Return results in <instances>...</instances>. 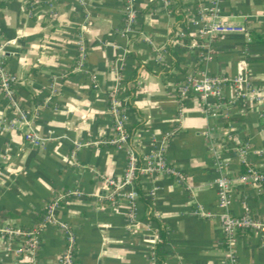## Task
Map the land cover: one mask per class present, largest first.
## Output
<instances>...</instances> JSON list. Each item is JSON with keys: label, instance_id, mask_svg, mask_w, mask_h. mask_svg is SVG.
<instances>
[{"label": "crops", "instance_id": "0c3cea01", "mask_svg": "<svg viewBox=\"0 0 264 264\" xmlns=\"http://www.w3.org/2000/svg\"><path fill=\"white\" fill-rule=\"evenodd\" d=\"M211 2L222 22L242 30L218 35L209 59L199 61L187 44L198 39L197 9ZM132 6L128 23L123 0H0V47L15 77L14 99L47 138L39 146L25 142V128L0 91V211L17 213L0 215V264H60L61 229L39 230L34 255L28 236L17 231L37 227L46 205L69 190L79 194L62 201L57 217L70 228L81 264H153L158 224L163 264H264V234H238L230 254L225 249L215 185L219 177L232 178L229 212L248 209L264 220V186L237 179L245 171L242 158L264 173V43L249 38H264V0H134ZM242 62L245 95L237 97L229 82L208 113L191 95L179 100L175 85L188 73L232 78ZM114 88L125 105V127L140 125L128 144L102 142L112 135ZM130 148L141 159L162 150L183 183L140 174L148 208L137 196L130 206L127 186L113 203L101 204L97 197L110 191L103 178L123 177Z\"/></svg>", "mask_w": 264, "mask_h": 264}, {"label": "built area", "instance_id": "2783aa9c", "mask_svg": "<svg viewBox=\"0 0 264 264\" xmlns=\"http://www.w3.org/2000/svg\"><path fill=\"white\" fill-rule=\"evenodd\" d=\"M133 2L134 0H123V11L128 23L131 22L134 16ZM197 15V20L194 21L193 24L198 25V39L196 41H190L187 44V48L195 53L199 61L209 59L213 50V44L218 35L242 30L239 27L228 25L219 19L220 16L215 2H211L207 6H200L197 9ZM3 61V51L0 47V91L9 102L10 106L15 109L22 127L25 128L23 134L25 142L33 146L42 145L47 138L44 139L37 135L32 121L27 118L18 102L14 99L12 84L15 77L6 70ZM229 82L230 85L234 87L237 97H241L250 91L244 62L238 64L236 74L232 78H228L224 75L192 71L185 76L180 84L175 85V91L180 101L185 100L187 96L191 95L199 101L203 112L208 113L211 109H214V111L217 109V105L213 102L217 101L221 87ZM116 92V88L111 91L108 104V113L112 123V135L108 139L102 140V142L111 145L128 144L129 138L125 131L127 121L125 105L116 98ZM240 153H244V151L241 150ZM218 158L219 156L217 155L216 159ZM242 162L244 163L245 171L241 173L237 179L247 182L249 185L256 188L263 187L264 173L257 171L253 166L249 165L244 158H242ZM140 163L141 166L137 168L136 152L130 148L123 177L121 179L103 178L104 185L107 186L110 191L107 194L98 196V201L101 204L113 203L121 194L123 188L127 186L130 189L125 193V197L130 201V206L132 207L134 199L136 198L133 185L136 170H138L139 175L145 174L155 176L157 174H165L173 178L177 183H183L184 181L183 173L166 163L162 150L140 159ZM232 180V178L227 176H222L215 180L217 188L216 209L218 210V216L221 222L222 242L229 254L234 245L235 237L238 234H264V220L255 219L248 209L239 215L229 212L228 206L231 200L229 191ZM77 194H79L77 191L69 190L64 194L57 195L46 205L45 212L37 227L27 232L17 231L19 235L28 236L29 239L25 241V245L30 255H34L37 248V239L34 235L47 225H55L61 229L65 235V246L59 255L58 262L60 264H81L76 257L75 238L68 225L60 221L56 213L59 208V203L62 200ZM202 214L209 216L207 213Z\"/></svg>", "mask_w": 264, "mask_h": 264}, {"label": "trees", "instance_id": "16d2710c", "mask_svg": "<svg viewBox=\"0 0 264 264\" xmlns=\"http://www.w3.org/2000/svg\"><path fill=\"white\" fill-rule=\"evenodd\" d=\"M179 3H176V5L173 6V9H174V14H175V17H176V21L177 22H180L182 20V14H181V6L180 4L178 5ZM174 36L173 32L171 33L170 37L172 38ZM249 38H250V43H253V44H263L264 43V38L262 35L260 34H254V33H250L249 34ZM133 88L131 89H128V92L129 91H132ZM131 93L129 92V95ZM140 125H132V126H129V127H126L125 128V131H126V134L128 135V143H131L130 142V138L134 132V130H136V128H138ZM140 156H138L136 154V167L139 168L141 166V163H140ZM139 178H140V175L138 173V170L135 171V176H134V179H133V185H134V190H135V193H136V196L137 198L144 204L145 208H148V203L146 201V199L143 197V191H142V188H141V185H140V182H139ZM63 201V200H62ZM62 201L59 203V206L62 204ZM57 213V211H56ZM0 215L3 217H6V216H15L17 215L16 212H11V211H6L4 209H1L0 211ZM149 218H152L150 217L149 215ZM158 227V236H159V240L158 242L153 246V264H163V255H164V252L163 250L161 249V247L163 246L164 244V237H165V233H164V227L160 224L157 225Z\"/></svg>", "mask_w": 264, "mask_h": 264}]
</instances>
